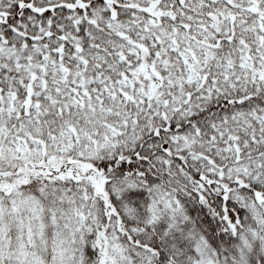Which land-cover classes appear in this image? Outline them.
<instances>
[{
  "label": "snow or ice",
  "instance_id": "1",
  "mask_svg": "<svg viewBox=\"0 0 264 264\" xmlns=\"http://www.w3.org/2000/svg\"><path fill=\"white\" fill-rule=\"evenodd\" d=\"M0 264H264V0H0Z\"/></svg>",
  "mask_w": 264,
  "mask_h": 264
}]
</instances>
